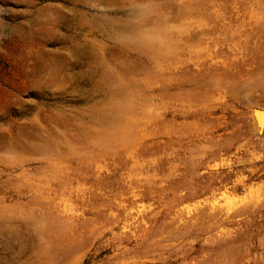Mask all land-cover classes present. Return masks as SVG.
I'll return each instance as SVG.
<instances>
[{"label": "rangeland", "instance_id": "374dc122", "mask_svg": "<svg viewBox=\"0 0 264 264\" xmlns=\"http://www.w3.org/2000/svg\"><path fill=\"white\" fill-rule=\"evenodd\" d=\"M144 3L0 0V264H264V0Z\"/></svg>", "mask_w": 264, "mask_h": 264}, {"label": "clouds", "instance_id": "9594fccd", "mask_svg": "<svg viewBox=\"0 0 264 264\" xmlns=\"http://www.w3.org/2000/svg\"><path fill=\"white\" fill-rule=\"evenodd\" d=\"M135 2V0H134ZM155 0H146V3L144 4H138L137 7L141 8L144 10V12H142L141 14V17L140 19H143L144 16H146L147 14H150L151 13V10H152V5L154 4ZM174 30H177L175 26H169L168 28L166 29H162L161 31L162 32H170V31H174ZM149 31H154V30H149ZM132 40V42H136L137 40H145V39H148V40H151V41H154V42H160V43H163V36H160V35H157V36H148L147 33L145 34H141L140 36H137V37H133V38H130Z\"/></svg>", "mask_w": 264, "mask_h": 264}, {"label": "water", "instance_id": "95a60500", "mask_svg": "<svg viewBox=\"0 0 264 264\" xmlns=\"http://www.w3.org/2000/svg\"><path fill=\"white\" fill-rule=\"evenodd\" d=\"M251 116L257 133L259 135L262 134L264 132V110L253 108L251 110Z\"/></svg>", "mask_w": 264, "mask_h": 264}]
</instances>
